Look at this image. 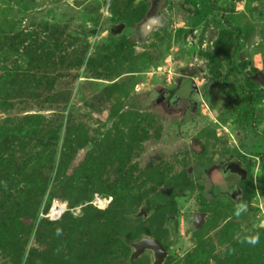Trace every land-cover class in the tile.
I'll list each match as a JSON object with an SVG mask.
<instances>
[{"label":"rangeland","instance_id":"374dc122","mask_svg":"<svg viewBox=\"0 0 264 264\" xmlns=\"http://www.w3.org/2000/svg\"><path fill=\"white\" fill-rule=\"evenodd\" d=\"M143 234L264 264V0H0V264H123Z\"/></svg>","mask_w":264,"mask_h":264},{"label":"water","instance_id":"95a60500","mask_svg":"<svg viewBox=\"0 0 264 264\" xmlns=\"http://www.w3.org/2000/svg\"><path fill=\"white\" fill-rule=\"evenodd\" d=\"M123 27V24L120 26ZM120 30V28H119ZM238 177H235L232 184L231 190L236 192V183ZM127 243L131 246V254L122 259L123 264H132L136 259L141 257L145 252H150L152 255L151 264H165L168 256L167 247L156 237L149 234H143L139 238L126 239Z\"/></svg>","mask_w":264,"mask_h":264},{"label":"trees","instance_id":"16d2710c","mask_svg":"<svg viewBox=\"0 0 264 264\" xmlns=\"http://www.w3.org/2000/svg\"><path fill=\"white\" fill-rule=\"evenodd\" d=\"M214 10H215V7L210 4L208 11H205V12H201L200 11V12H198L197 16L195 18L194 24L199 25L203 21L208 20L210 13L212 11H214ZM217 59H218V56L211 55V61L216 62ZM243 100H244V103L240 104V105L238 104L237 110H238V113H239V119H241L242 125L244 126L243 123L244 122H248V119L246 118L248 115L245 116V114L247 113L246 111L249 110L251 114H254V111H253V109L251 107V103L254 102V94H253V92H250V91L244 92L243 93ZM248 117H250V116H248ZM174 214H175V212L172 211L171 215L169 216L168 220H169L170 223H174V221H175V215ZM164 245L166 247H168V245H166V244H164Z\"/></svg>","mask_w":264,"mask_h":264},{"label":"built area","instance_id":"2783aa9c","mask_svg":"<svg viewBox=\"0 0 264 264\" xmlns=\"http://www.w3.org/2000/svg\"><path fill=\"white\" fill-rule=\"evenodd\" d=\"M65 204H64V202L63 201H61V200H56L55 201V204H54V208L52 209L53 211H52V216L53 215H56V214H58L61 210H62V208H63V206H64ZM65 208V207H64Z\"/></svg>","mask_w":264,"mask_h":264}]
</instances>
